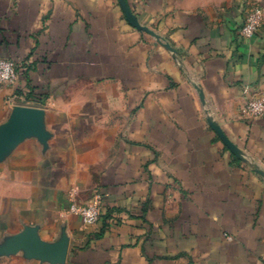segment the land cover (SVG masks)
Instances as JSON below:
<instances>
[{
	"label": "crops",
	"instance_id": "obj_1",
	"mask_svg": "<svg viewBox=\"0 0 264 264\" xmlns=\"http://www.w3.org/2000/svg\"><path fill=\"white\" fill-rule=\"evenodd\" d=\"M126 1L152 33L118 0H0L18 64L0 86V264H264V116L242 112L264 97V24L237 31L254 0ZM71 199H98V222Z\"/></svg>",
	"mask_w": 264,
	"mask_h": 264
},
{
	"label": "built area",
	"instance_id": "obj_2",
	"mask_svg": "<svg viewBox=\"0 0 264 264\" xmlns=\"http://www.w3.org/2000/svg\"><path fill=\"white\" fill-rule=\"evenodd\" d=\"M264 24V0H254L244 13L242 23L238 27V35L242 38H250ZM17 62L0 58V86L2 84H14L18 78ZM243 92L248 93V88L243 87ZM245 116L257 118L264 116V97L252 93L248 96L242 107ZM69 212L80 217L86 227L95 225L102 215V205L98 199L88 203H77L71 199Z\"/></svg>",
	"mask_w": 264,
	"mask_h": 264
},
{
	"label": "water",
	"instance_id": "obj_3",
	"mask_svg": "<svg viewBox=\"0 0 264 264\" xmlns=\"http://www.w3.org/2000/svg\"><path fill=\"white\" fill-rule=\"evenodd\" d=\"M118 3L121 7V10L124 13L126 20L128 21V23L130 25H132L133 27H135L137 29L152 33L146 26H143L140 24L137 17L135 16V14L130 10L126 0H118ZM156 37H157V39H159L158 36H156ZM197 91H198V96L200 98V101L203 102V95H202L201 90L199 88H197ZM206 120H207L208 124L215 130V132L218 134V136L222 139V141L228 146V148L231 150V152L234 153L236 156L240 157L238 149L229 141V139L225 136V134L222 132V130L219 128V126L212 120V118L208 116L206 118ZM255 170L258 173L264 175L263 171H261L259 169H255Z\"/></svg>",
	"mask_w": 264,
	"mask_h": 264
}]
</instances>
